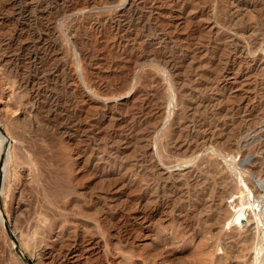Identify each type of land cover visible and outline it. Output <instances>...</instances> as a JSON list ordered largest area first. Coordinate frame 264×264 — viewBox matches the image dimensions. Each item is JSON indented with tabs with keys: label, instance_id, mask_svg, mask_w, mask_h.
Wrapping results in <instances>:
<instances>
[{
	"label": "rangeland",
	"instance_id": "1",
	"mask_svg": "<svg viewBox=\"0 0 264 264\" xmlns=\"http://www.w3.org/2000/svg\"><path fill=\"white\" fill-rule=\"evenodd\" d=\"M263 58L264 0H0V264H264Z\"/></svg>",
	"mask_w": 264,
	"mask_h": 264
},
{
	"label": "bare ground",
	"instance_id": "2",
	"mask_svg": "<svg viewBox=\"0 0 264 264\" xmlns=\"http://www.w3.org/2000/svg\"><path fill=\"white\" fill-rule=\"evenodd\" d=\"M263 61H264V58H263ZM2 138V137H1ZM213 138V137H212ZM3 141V142H2ZM1 142H2V145H0V149L3 147V143H4V138H3V140H2ZM206 141V140H205ZM209 143V142H208ZM237 144H239V143H237ZM209 145V144H208ZM204 146V145H203ZM199 148V147H198ZM247 149V148H246ZM252 149V148H251ZM2 150V149H1ZM1 150H0V152H1ZM211 150V149H210ZM248 150V149H247ZM250 151V150H249ZM247 153V152H246ZM237 154V153H236ZM246 156V155H245ZM223 158V157H222ZM245 158V157H244ZM13 162V154H12V152H11V148H9L8 149V151H7V163H8V165H10L11 166V163ZM220 163V162H219ZM236 163V162H235ZM256 163V162H255ZM7 165V166H8ZM208 165V164H207ZM243 165V164H242ZM254 165V164H253ZM215 166V165H214ZM225 166V165H224ZM258 166V165H257ZM263 166V165H262ZM212 167V166H211ZM226 167V166H225ZM214 168V167H213ZM212 168V169H213ZM219 168V167H218ZM239 168L241 169V165L239 166ZM261 168V167H260ZM202 169V168H201ZM237 169V168H236ZM260 170V169H259ZM259 170H257V171H259ZM250 171V170H249ZM252 172V171H251ZM3 173H4V176H5V178L7 177V174H8V167H6L5 169H4V171H3ZM249 174V173H248ZM216 175V174H215ZM237 176H239L238 174H236ZM251 175V174H250ZM256 175H258V174H256ZM263 176H264V174H263ZM247 181H249L248 179H246ZM241 181V180H240ZM254 181V180H253ZM259 181V180H258ZM255 182H256V180H255ZM254 182V183H255ZM261 182V181H260ZM219 183V182H218ZM229 183V182H228ZM235 183V182H234ZM233 183V184H234ZM250 183V182H249ZM196 184V183H195ZM223 184V183H222ZM244 184V183H243ZM218 186V185H217ZM260 186V185H259ZM220 187V186H219ZM224 187V186H223ZM243 188H245L246 189V187H245V185L243 186ZM261 188V187H260ZM3 189V188H2ZM224 189H226V188H224ZM223 189V190H224ZM234 189V188H233ZM202 190V189H201ZM218 190V189H217ZM243 192V191H242ZM247 192V191H246ZM249 193H250V191H249ZM248 193V194H249ZM253 193V192H252ZM241 194H243V193H241ZM241 194H240V196H241ZM259 195V194H258ZM0 196H4V191L2 190L1 192H0ZM249 196V195H248ZM251 196V195H250ZM243 197V196H242ZM244 197H245V195H244ZM243 197V198H244ZM229 198V197H228ZM257 198V197H256ZM248 199H249V197H248ZM248 199H247V201L245 200V202L243 201V199L239 202V201H236V200H233V210H228L227 208H225V209H220V211L223 213V216H221V222H220V225L222 224H224L225 222H228V228L230 229V230H233L234 232H237V230H236V227H235V225L236 224H238V223H240L243 219H248V217H250V211L253 209L252 207H253V204H250V202L248 201ZM251 199V198H250ZM249 199V200H250ZM204 201V200H203ZM251 201V200H250ZM258 201V200H257ZM262 201V200H261ZM235 202V203H234ZM239 202V203H238ZM253 203V202H252ZM245 204H248V205H245ZM255 204H257V203H255ZM255 204H254V206H255ZM259 207H260V205H259ZM206 208V207H205ZM204 208V209H205ZM222 208V207H221ZM251 209V210H250ZM262 209V208H261ZM213 210V209H212ZM262 211V210H261ZM252 214V213H251ZM261 215V214H260ZM219 216V215H218ZM217 218V217H216ZM231 218V219H230ZM254 219V218H253ZM252 219V220H253ZM216 221V220H215ZM216 224H217V222H216ZM221 225V226H222ZM238 225H240V224H238ZM242 227L244 226V225H241ZM220 229L222 228V227H219ZM241 229V228H240ZM237 235H239V237L240 238H243V239H246V238H248V237H250L251 238V236L253 235L252 234V232L251 231H246V232H244V233H240V232H237L236 233ZM228 237H233V235H231V234H228L227 235ZM252 239V238H251ZM250 239V240H251ZM253 241V240H252ZM243 243V242H242ZM240 244V243H239ZM239 246V245H238ZM246 246V245H245ZM249 247V246H248ZM234 249V248H233ZM245 251V250H244ZM236 256V255H235ZM234 258V257H233Z\"/></svg>",
	"mask_w": 264,
	"mask_h": 264
}]
</instances>
